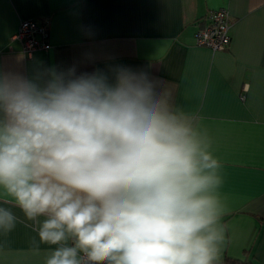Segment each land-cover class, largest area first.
Here are the masks:
<instances>
[{"label": "clouds", "instance_id": "1", "mask_svg": "<svg viewBox=\"0 0 264 264\" xmlns=\"http://www.w3.org/2000/svg\"><path fill=\"white\" fill-rule=\"evenodd\" d=\"M111 71H0V190L56 246L45 264H217L228 208L211 139L168 86ZM17 221L0 206V231Z\"/></svg>", "mask_w": 264, "mask_h": 264}, {"label": "crops", "instance_id": "2", "mask_svg": "<svg viewBox=\"0 0 264 264\" xmlns=\"http://www.w3.org/2000/svg\"><path fill=\"white\" fill-rule=\"evenodd\" d=\"M217 9L228 11L231 40L214 52L195 33ZM44 19L50 48L24 56L12 40L20 22ZM118 66L168 86L173 106L211 139L228 208L217 264H264V0H0V71L75 67L111 79ZM0 206L18 217L13 231H0V264H45L56 246L39 242L2 190Z\"/></svg>", "mask_w": 264, "mask_h": 264}, {"label": "built area", "instance_id": "3", "mask_svg": "<svg viewBox=\"0 0 264 264\" xmlns=\"http://www.w3.org/2000/svg\"><path fill=\"white\" fill-rule=\"evenodd\" d=\"M230 28L231 21L226 9L211 11L206 17L205 25L196 31L195 43L214 52L225 51L231 40ZM48 29L47 19L23 20L12 40L20 44L24 56L30 57L35 51H47L50 48Z\"/></svg>", "mask_w": 264, "mask_h": 264}, {"label": "trees", "instance_id": "4", "mask_svg": "<svg viewBox=\"0 0 264 264\" xmlns=\"http://www.w3.org/2000/svg\"><path fill=\"white\" fill-rule=\"evenodd\" d=\"M227 264H247V263L239 259H227Z\"/></svg>", "mask_w": 264, "mask_h": 264}]
</instances>
